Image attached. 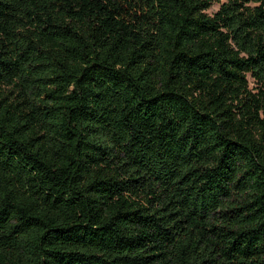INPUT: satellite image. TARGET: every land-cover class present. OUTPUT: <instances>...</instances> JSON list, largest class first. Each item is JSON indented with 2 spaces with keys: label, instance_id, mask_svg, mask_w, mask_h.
Returning a JSON list of instances; mask_svg holds the SVG:
<instances>
[{
  "label": "trees",
  "instance_id": "1",
  "mask_svg": "<svg viewBox=\"0 0 264 264\" xmlns=\"http://www.w3.org/2000/svg\"><path fill=\"white\" fill-rule=\"evenodd\" d=\"M0 264H264V0H0Z\"/></svg>",
  "mask_w": 264,
  "mask_h": 264
},
{
  "label": "rangeland",
  "instance_id": "2",
  "mask_svg": "<svg viewBox=\"0 0 264 264\" xmlns=\"http://www.w3.org/2000/svg\"><path fill=\"white\" fill-rule=\"evenodd\" d=\"M217 9V4L213 3L210 8L206 11V14L211 15L213 14Z\"/></svg>",
  "mask_w": 264,
  "mask_h": 264
}]
</instances>
